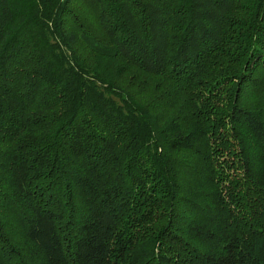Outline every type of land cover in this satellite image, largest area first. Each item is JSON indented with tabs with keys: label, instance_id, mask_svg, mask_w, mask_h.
I'll return each mask as SVG.
<instances>
[{
	"label": "trees",
	"instance_id": "1",
	"mask_svg": "<svg viewBox=\"0 0 264 264\" xmlns=\"http://www.w3.org/2000/svg\"><path fill=\"white\" fill-rule=\"evenodd\" d=\"M0 264H264V0H0Z\"/></svg>",
	"mask_w": 264,
	"mask_h": 264
}]
</instances>
